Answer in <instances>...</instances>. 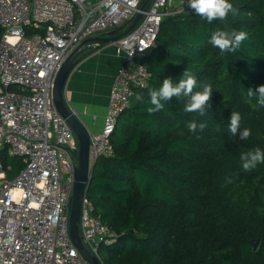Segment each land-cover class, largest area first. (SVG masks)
<instances>
[{"label":"trees","instance_id":"trees-1","mask_svg":"<svg viewBox=\"0 0 264 264\" xmlns=\"http://www.w3.org/2000/svg\"><path fill=\"white\" fill-rule=\"evenodd\" d=\"M229 2L238 14L223 21L208 23L194 10L167 15L143 57L148 84L135 88L119 115L114 151L96 160L87 192L115 234L101 244L105 264H264V163L244 171L240 161L241 153L264 150V106L247 95L264 85V0ZM217 30L244 31L247 39L222 54L210 43ZM3 33L0 25V40ZM187 67L194 92L212 87L205 115L186 113L187 98L175 97L148 113V89L166 78L178 83ZM232 111L242 117L241 130H251L247 140L228 132ZM192 120L207 127L192 133ZM0 159L11 176L22 168L7 147Z\"/></svg>","mask_w":264,"mask_h":264},{"label":"built area","instance_id":"built-area-1","mask_svg":"<svg viewBox=\"0 0 264 264\" xmlns=\"http://www.w3.org/2000/svg\"><path fill=\"white\" fill-rule=\"evenodd\" d=\"M144 0H0V150L22 160L0 159V264H91L69 230L79 141L56 107L53 88L67 55L85 38L125 26ZM192 11L187 0H152L137 26L115 42L125 56L109 95L104 124L90 134V164L114 151L111 134L150 72L143 62L164 17ZM30 28L38 29L29 33ZM92 176V173H91ZM90 184V183H89ZM89 187V185H88ZM81 197L78 227L89 251L105 264L102 243L114 232Z\"/></svg>","mask_w":264,"mask_h":264},{"label":"clouds","instance_id":"clouds-1","mask_svg":"<svg viewBox=\"0 0 264 264\" xmlns=\"http://www.w3.org/2000/svg\"><path fill=\"white\" fill-rule=\"evenodd\" d=\"M189 7L194 10L196 15L212 23L215 20H225L229 13L238 14V9L234 8L229 0H187ZM247 39V33L244 31H233L231 33L224 30H217L212 33L210 43L213 47L219 49L223 54L226 52H235L241 43ZM197 80L192 71L187 69L182 73V78L178 83H173L171 78H166L159 89H148V101L151 107L147 108L148 113H155L164 108V103L172 100V98H187V103L184 107L186 113L198 112L201 116L205 115L206 108H209V101L212 95V87L205 85L202 91H195ZM247 95L256 97V102L259 106H264V85L258 86L255 90L249 88ZM137 102L145 103V98L142 93L135 96ZM241 115L239 112L232 111L229 118L228 132L235 136L239 132L241 140H247L251 135V130L244 128L241 130ZM188 130L195 133L199 128L203 131L206 123H199L192 120L187 125ZM241 166L244 171H251L258 164L264 163V150L255 148L252 151L241 153Z\"/></svg>","mask_w":264,"mask_h":264},{"label":"water","instance_id":"water-1","mask_svg":"<svg viewBox=\"0 0 264 264\" xmlns=\"http://www.w3.org/2000/svg\"><path fill=\"white\" fill-rule=\"evenodd\" d=\"M151 2L152 0H144L138 13L130 19L125 26L116 27L115 29L107 31L101 35H91L82 40L63 61L53 88V96L56 107L73 128L79 141V150L76 155L77 163L75 167V184L71 198V213L69 222L70 235L80 252L91 264L102 263L99 258L96 255H93L84 245L78 227V220L81 212V197L91 181V173L94 167V164L92 166L90 164V133L80 118L68 105L64 93L65 84L69 74L87 49L91 46H100L115 42L128 34L137 26L144 13L148 10ZM252 243L254 250H257L260 244V239H254L252 240Z\"/></svg>","mask_w":264,"mask_h":264},{"label":"crops","instance_id":"crops-1","mask_svg":"<svg viewBox=\"0 0 264 264\" xmlns=\"http://www.w3.org/2000/svg\"><path fill=\"white\" fill-rule=\"evenodd\" d=\"M91 47L69 74L64 89L68 105L90 134L104 124L113 80L126 60L112 42Z\"/></svg>","mask_w":264,"mask_h":264}]
</instances>
